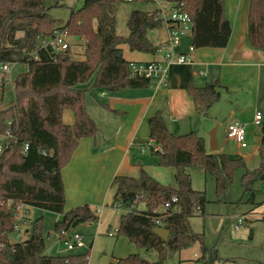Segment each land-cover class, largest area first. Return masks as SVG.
<instances>
[{"label":"trees","instance_id":"trees-1","mask_svg":"<svg viewBox=\"0 0 264 264\" xmlns=\"http://www.w3.org/2000/svg\"><path fill=\"white\" fill-rule=\"evenodd\" d=\"M49 1L0 0V65H27V71L14 81L15 99L0 108V135L10 129L17 138L16 143L0 153V264H88L89 253L45 254L42 218L33 221L28 239L11 242L16 222L14 206L25 203L63 215L55 224L56 234L99 220L88 204L65 212L62 170L70 163L80 140L95 137L99 132L86 108V94L94 89L118 92L149 87V79L130 75V62L124 58L121 45L126 44L132 52L154 54L158 47L152 45L147 33L163 27L161 9L133 11L127 23L129 35L117 34L118 7L138 0H83V7L72 11L67 22L54 19L49 13L52 7L64 6L65 0H51V6ZM176 4L192 22L194 50L228 46L232 25L226 16V0L170 1L171 7ZM56 32H66L69 37L84 41L83 58H75L69 46L57 49L51 44ZM43 40L49 44L42 45ZM248 40L253 48L264 52V0H250ZM92 80L91 86L85 88ZM7 88L0 70V102ZM221 88L219 82L205 87L188 84L186 90L198 115L206 116L220 100ZM65 110L73 112L74 124L63 122ZM148 127V138L138 143L146 146L152 142L148 150L159 157L160 167L174 171L175 186L158 182L144 170L137 178L118 175L112 181L113 205L124 211L118 234L146 251L155 252L158 260L151 262L132 254L110 264H162L168 253L190 249L197 243L201 255L195 264L219 263L218 250L207 247L203 235L190 229V219L205 213L208 200L205 192L192 187L186 169H203L211 174L218 195L226 192L237 169L244 170L242 181L246 190L254 180H264V118L259 148L261 164L253 170L247 168L241 156L208 153L204 138L197 132L175 135L160 111L149 118ZM25 143L29 147L24 153ZM253 197L254 194L250 201ZM259 219L264 220V215ZM158 227L169 230L167 241L154 233Z\"/></svg>","mask_w":264,"mask_h":264},{"label":"crops","instance_id":"crops-1","mask_svg":"<svg viewBox=\"0 0 264 264\" xmlns=\"http://www.w3.org/2000/svg\"><path fill=\"white\" fill-rule=\"evenodd\" d=\"M249 3L250 0H226V16L232 25V35L226 48H201L192 52L191 36L188 40L180 41L174 48V53L190 56L191 63L167 67L166 86L151 84L144 89H124L118 92L94 89L97 91L96 96L100 98L95 99L97 106L107 117L100 115L99 108L93 109L90 106L88 109L87 101L86 108L96 124L97 117L92 111L104 119V132L99 135V129L95 137L80 140L70 163L62 170L66 203L73 200L78 205L88 200L92 206H96V201L82 197L89 188L104 185L118 175L137 178L141 170L158 182L170 185L163 181V171L156 169V165L153 166L150 161L142 159V163H138L140 166L135 167L130 159L132 153H140L139 148L142 154L146 153L141 143L148 138V120L157 111L162 112L169 130L175 135L197 132L204 138L208 153L224 151L218 137V123L221 121H239L244 126L260 123L255 119L262 113L260 109L264 103V52L253 48L248 40ZM147 37L151 42L148 33ZM166 39L165 34L160 42L152 45L158 47ZM123 56L129 62H150L162 61L164 54L157 51L149 60L127 58L124 51ZM92 82L93 80L89 86L84 87L89 88ZM215 82L223 87L220 89L221 98L211 106L206 116H200L196 113L193 99L186 88L188 84L205 87ZM240 100H243V106H235L234 102ZM63 122L74 124L72 111H64ZM215 126L218 151L212 152L210 136ZM111 128L113 133L110 132ZM106 130L109 136L106 135ZM259 148L260 145L258 155ZM241 157L245 159L247 156L243 154Z\"/></svg>","mask_w":264,"mask_h":264},{"label":"rangeland","instance_id":"rangeland-1","mask_svg":"<svg viewBox=\"0 0 264 264\" xmlns=\"http://www.w3.org/2000/svg\"><path fill=\"white\" fill-rule=\"evenodd\" d=\"M170 1L173 0H138L121 4L117 11V34L122 37L129 35L127 23L133 11L153 12L158 9L167 10L170 8ZM52 4L53 2L50 0L49 5L51 6ZM83 5V0H65L64 6L52 7L49 13L54 19L67 22L72 11L82 8ZM165 34L167 36L164 25L159 30L148 31V36L153 45L160 42ZM190 36L191 34L183 36L180 41L183 39L188 40ZM63 39L64 44L69 46L74 57L82 59L84 41L69 37L68 35L65 38L63 37ZM121 47L127 58L141 60L153 58V53L132 52L126 44L121 45ZM61 48L63 47L61 46ZM160 54L164 53L160 52ZM26 71L27 65L24 63L10 64V69L7 74L8 80L4 78L8 88L4 93L3 101L0 102V108H4L15 99L14 81L19 74ZM2 76L4 77L3 74ZM90 83L91 81L85 84V86H89ZM96 92V90H92L86 94L88 109L90 106L93 109L99 108V111H101L100 115L106 116L105 112L97 106L96 100H100V98L96 96ZM235 102V106H243V100L237 101L238 103ZM260 111L262 112L260 115L263 119L264 103L261 104ZM92 112L97 117V125L100 129L99 135H101L104 132V125H102L104 119L99 114L95 115L94 111ZM229 123H226L225 120L224 122L221 121L218 123V126H220L218 134L219 143L224 149L221 153L236 157L244 154L247 156L245 161L249 170L259 167L261 160L257 149L262 136L261 122L256 124L250 123V125L245 126L248 142V146L245 149L239 147V145L228 138L226 129ZM110 132L113 133L112 128ZM106 135L109 136L108 131ZM134 148L138 149L137 146H134ZM143 148L145 149L144 146ZM145 151L146 153L142 154L139 148L140 153H135L134 155L132 153V156L130 155L132 165L139 167L140 165L138 163H142V159L146 162L150 161V164H153V166L156 165V169L163 171V181L175 186L172 170L161 168L159 166V157L153 155L148 149ZM186 171L191 176L192 187L197 191L205 192L208 200L204 211L205 213L198 214L190 219V229L195 233L203 235L207 247L218 250L221 261L216 264H264V220L259 219L261 215H264V180H254L250 189L246 190L242 181L244 170L237 169L233 181L228 186L226 192L218 195L216 180L211 174L205 172L203 169L195 170L187 168ZM112 181H108L104 185L101 184V186H93L82 195L83 198L93 200L94 202L96 201V206H92L88 200L78 205H75L73 200H68L65 204V212L77 206L89 204L99 217L97 221L86 222L72 229L73 233H79L81 235L84 245L82 248L69 251L63 241L58 238L55 232V224L62 220L63 215L33 207L30 209L33 220L43 219L45 254L50 256H65L89 253L88 264H110L119 258H126L132 254H137L151 262L158 260L155 252L146 251L145 248L132 242L126 236L118 234L117 230L119 228L120 218L124 214V211L116 209L113 205L115 186L112 185ZM252 194H254V197L250 201ZM142 207L141 205L139 208ZM159 209L161 210L162 208L160 207ZM251 210H255V214L251 213ZM239 219L241 220L240 223L238 222ZM32 229V225L28 224L23 227L21 238L11 233L10 240L13 242L26 240L31 236ZM200 255L201 246L197 243L190 249L168 253L162 264H195V260Z\"/></svg>","mask_w":264,"mask_h":264},{"label":"built area","instance_id":"built-area-1","mask_svg":"<svg viewBox=\"0 0 264 264\" xmlns=\"http://www.w3.org/2000/svg\"><path fill=\"white\" fill-rule=\"evenodd\" d=\"M160 19L162 24L166 27L167 39L159 44L158 51L164 53L162 61H150V62H130L129 72L132 77L146 78L149 79L152 85L156 86H166L167 79V67L173 64H189L191 63V58L188 55H176L174 53V48L179 44L181 37L191 34L192 32V22L187 13L182 12L180 6L174 5L170 6L167 10H161ZM67 35L66 32H56L55 37L51 44H53L57 49H66L68 45L64 44V39ZM49 42L42 41V45L47 46ZM61 46L63 48H61ZM193 48L191 51L193 52ZM10 69V64L0 65V70L4 75V78L8 80L7 74ZM257 122H261V115H257ZM227 136L234 143L239 145V147L245 149L248 146L247 142V131L246 127L239 121L230 122L227 126ZM17 138L13 132L8 129L4 134L0 135V153H2L7 146L12 143H16ZM152 142L145 146L146 149L151 147ZM28 143L23 146L24 153L28 150ZM43 154L47 155L46 152ZM11 203V202H10ZM119 206L115 205L117 209ZM32 207L25 203H15L14 206V216L15 224L13 232L14 234L22 237L23 227L33 223V219L30 213ZM239 223L241 220L239 219ZM58 235L69 251H73L76 248H82L84 245L82 243V237L79 233H73L72 230H63ZM19 238V239H20ZM21 240V239H20ZM19 241V240H18ZM13 242V241H11ZM17 242V241H16ZM3 244L0 243V248Z\"/></svg>","mask_w":264,"mask_h":264},{"label":"water","instance_id":"water-1","mask_svg":"<svg viewBox=\"0 0 264 264\" xmlns=\"http://www.w3.org/2000/svg\"><path fill=\"white\" fill-rule=\"evenodd\" d=\"M217 127L212 131L210 136V149L212 152L218 151V140H217ZM154 233L162 238L164 241H167L170 235V232L168 229L164 227H158L154 230Z\"/></svg>","mask_w":264,"mask_h":264}]
</instances>
